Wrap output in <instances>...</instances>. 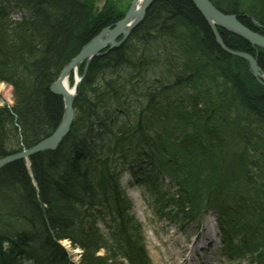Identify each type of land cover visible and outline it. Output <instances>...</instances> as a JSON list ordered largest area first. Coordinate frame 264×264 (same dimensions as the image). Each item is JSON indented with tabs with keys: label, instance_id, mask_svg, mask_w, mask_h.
<instances>
[{
	"label": "trees",
	"instance_id": "16d2710c",
	"mask_svg": "<svg viewBox=\"0 0 264 264\" xmlns=\"http://www.w3.org/2000/svg\"><path fill=\"white\" fill-rule=\"evenodd\" d=\"M33 1L38 2L43 9L41 5L44 0ZM87 1L49 0L46 4L55 12L50 15L54 16V24L48 25L45 20L46 24L40 23L35 30L29 29L28 34V29L22 28L23 25L13 24L12 29V26L3 25L0 20V58H4L1 63L9 66L12 62V70L18 72V65L24 64L27 74L25 81L10 75H0V78L13 84L14 95L20 102L16 113L20 115L19 122L23 129L40 135V140L51 134L61 111L60 99L48 92V83L78 53L85 41L94 37L100 28L121 18L120 15H115L119 12L115 7L111 12L90 17L86 8ZM261 1L243 0L239 5H231L226 10L238 15L246 10L264 27V3ZM107 7L112 8L111 5ZM241 19L248 26L251 25L248 19ZM193 26H199L203 32L204 45H201V37L189 35L187 31L180 29ZM204 26L203 20L189 0H157L146 12L144 22L134 30L136 39L130 37V42L124 47L106 49L101 57L93 59L81 81L75 102V107L80 111L76 112L72 129L76 132L78 149H74V153L70 152L66 139L57 151L45 152L36 158L35 164H31L34 171H38V175L50 178V181L38 180V185L43 190H52V196H46L41 191L42 201L51 210V215L40 213L41 206L34 200L33 193L25 195V190L30 187L24 163L16 162L0 173L4 180L10 181V186H5L7 193L14 196L22 190L24 205L26 199L32 205L30 212L27 209L17 210L14 226L4 225L0 221V227L7 228L6 231H0L3 242L11 243L14 247L17 245L15 239L18 236L23 239L19 244L23 247L15 246L14 251L7 254L0 250V264H12L17 259L14 252H22L24 257L29 254L30 257L25 260L34 264H73L67 262L64 248L59 244L63 239L68 240L72 248L81 250V257L76 264H151L144 249L140 225L136 222L120 185L121 176L127 169L112 166L105 169L107 143L97 145L96 138L90 135L99 129L115 137L117 132L112 131L106 123L109 120L108 115L101 112V108L114 102V111H120L121 108L120 113L123 116L129 115L133 109L142 105L138 101L140 99L150 104L148 108H140L139 121L129 125V128L131 130L140 127V132L133 134L135 140L143 144V153L157 156L155 164L161 168L158 173H163L168 180L167 189H173L175 195L166 196L169 190L164 189L163 180L150 168H143L148 175L142 172V175H132L134 184L145 187L155 195L161 213L167 211L171 203L177 208H186L187 215L184 216V213L183 216L189 221L194 220L203 210L216 213L222 231V254L226 261L264 264V90L258 85L253 86L241 60L233 57L230 59L218 50L210 32ZM170 29L182 31L178 53L182 52L187 57L179 63V67L186 74L185 79L189 80V76H193L192 73L199 68L204 72V69L211 70L202 78V82L197 81L194 75L198 85H191L193 89L189 95L178 93L167 97L169 92L165 91L166 87L177 88L172 78L176 76V79L178 75L173 72L166 74L154 63V59L137 58L146 56V52L151 49L149 41L157 38L166 43L172 42L174 48L179 47L174 40V34H170ZM226 42L233 50L247 49L246 43L240 39L230 37ZM31 43H38L39 50L29 55L24 49ZM199 47L203 53L193 52ZM162 50L169 51L168 48ZM262 56L259 55L258 61L264 69ZM220 68L225 71L220 72ZM117 73L122 77H116ZM145 73L155 80L144 79ZM99 76L101 80H97ZM179 78L176 81L185 82L183 77ZM221 79L222 82L229 81V86L232 87L227 97L216 93L217 89L211 87L212 80ZM138 87L140 90L134 89ZM129 93V97L135 98L133 102L126 97ZM175 95L179 98L176 99ZM210 96L214 97L211 100L213 102H207ZM153 97H162L165 103L153 104ZM218 98L220 100L216 102ZM206 104L208 106L205 111L199 108ZM236 107L246 113L242 114L244 118L251 119L255 124L252 127L254 136L241 138L244 131L238 127L248 122L241 118L230 119ZM96 109L99 111L96 112ZM212 111L216 118L211 116ZM83 122L90 123L89 129H83ZM40 131L44 132L43 136ZM147 132L153 134L149 135ZM123 141L121 139L114 145L117 152L121 150L118 144ZM233 143L239 144L244 153L236 152ZM83 145L93 146L94 149L87 151ZM135 146L132 148L138 151ZM3 154L1 150L0 155ZM51 155L54 157L51 158ZM95 163L102 167L108 178L98 180V176L93 174L101 172L98 167L88 170L87 167ZM58 166H61L60 170L57 169ZM15 181L19 182V190L12 185ZM68 197L73 202L68 203ZM87 205L92 209L83 207ZM63 209L69 210V221L61 216L65 214ZM50 249L51 253L62 254L55 256L62 260L38 262L39 257L44 260Z\"/></svg>",
	"mask_w": 264,
	"mask_h": 264
},
{
	"label": "bare ground",
	"instance_id": "6f19581e",
	"mask_svg": "<svg viewBox=\"0 0 264 264\" xmlns=\"http://www.w3.org/2000/svg\"><path fill=\"white\" fill-rule=\"evenodd\" d=\"M156 1L157 0H88L87 1L86 8L90 12V14H89L90 17H94V16L98 15L99 13H103V12L104 13L111 12V11H113V8L115 7L119 11V12H116L115 15L118 14L121 16V18L112 24H108V25H105L104 27L100 28L98 33L95 32L96 34L94 35V37L87 40V42L85 41V43H83V46L78 51V53H79L81 51V49L87 43H89L93 38L97 37L103 30H108L109 32H107L104 37H100L101 43H103L104 41H107L108 44H106L102 48H100L101 47L100 45L91 47V49L93 51L98 50L94 57H92L91 59H84V60L80 61L79 63H74L73 65H71L72 61L78 55V53H77L70 61L66 62V64L60 69L57 76L50 83H48V85H47L48 92L51 93L53 96L58 97L60 99L61 111H59L60 112L59 118H58L56 125L53 128V131L51 132V134H49L47 137H45L41 140H40V135H37V134L32 133V132H28V131L23 129V126L19 122V119H20L19 116L20 115H17V113H16L17 112L16 107L19 106L20 102L14 95L13 84L8 82L5 78H0V92H3L4 89L6 90V94L8 92H10V100H9L10 102L6 103L0 97V139L2 140V141H0V151L2 150L4 153L3 155H0V173H1V171L5 170L7 167L14 165L16 162L24 163V165L26 167V171H27V181H28V185L30 187V188L25 190V195L28 196L31 193H33V196L35 198L34 200L37 201V203L41 206L40 213L42 215H51L52 212L48 207H46V203L42 201V198H41L42 192L41 191H43L44 192L43 194H45L46 196H48V195L52 196V190L51 189H45V188H44V190L41 189L40 186L38 185L39 184L38 180L39 181L40 180L41 181H50V178L45 177L43 175H38V173H36L38 171H34L35 168L33 169L34 166H32L31 164H35L36 158H38V156H41L43 153H45V152L53 153V152L57 151L59 149V147H61V144L66 139H67L66 143H68V146H69L68 149L70 150V152L74 153V149L75 150L78 149V146L76 147V145H77V143H76V139H77L76 132L72 129L73 123L76 121V116H77V113L79 110V109L77 110V108L75 107V102H76V99L78 97V89L81 85V81H82L83 77L85 76V73H86L90 63L93 61V59L101 57L104 54L106 49L121 48L130 42V40H129L130 37H132L133 39H136L137 34L134 33V30L137 29V27H139L144 22L146 12L149 10L151 5H153ZM189 1L194 6L195 11L199 14L201 19L203 20V23L205 25L204 27L210 32V34L213 38V41L215 42L216 46L218 47V50L220 52H222L223 54L228 55L230 57V59H231V57H233V58L241 60L243 62L244 69L247 73L248 78L253 82V86L256 87V85H258L264 90V69L261 68L259 61H258L259 55L264 56V54H263L264 48L261 46H258L256 43H259L261 41H259V42L254 41V37H253L254 33H255L258 37H260L261 39H264V27L261 26L260 24H258L257 21L254 18H252L251 15H249V13L246 10H243L242 14H239V15L236 13L235 14L231 13V11L226 10L231 5L236 6V4L243 2V0H206V1H209L210 5H212L213 10L203 7L201 4H200L201 6L199 5V7L204 8V9L199 10V9H197L196 5L193 4L192 0H189ZM247 1H251V0H247ZM257 1L258 0H253V2H257ZM46 2H49V0H44V3L41 5V7L43 9H41L40 5H38V2L35 3V1H33V0H0V20L2 21L3 25L12 26L11 27L12 29L14 26L13 24H15V26H22L23 25L22 28L28 29V31H26V34H28V32H30L29 29L35 30L37 28V25H39L40 23L46 24V21H48V23H47L48 25L52 26L54 24V16H50V15L54 14L55 12H54V10H52L50 8L51 7L50 5L47 6L48 4H46ZM261 2L264 3V0H262ZM110 5L112 6V8L107 7ZM38 10H39V12H38ZM13 12H17L18 14H20L19 18H13L11 16V15H13ZM129 12L134 13V14H130ZM142 13H143V17L140 20H138L139 15H141ZM220 14H224L226 16H235V21L238 24L226 22V20H223V19H219L220 20L219 21L216 16H218ZM241 18L248 19V21L251 25L248 26L247 25L248 23L243 21ZM136 21H138L137 24H135ZM134 24H135V26H133ZM118 25L120 27H122L121 30L123 32L128 33L127 36L124 37L123 33H121L119 31L118 34H120V35H118L117 37L114 36L113 39L109 40L112 36L111 33L116 34V32L118 30L116 27ZM31 26H33V27H31ZM180 29L182 31L183 30L187 31V33L189 35H193V36L195 35V37H201L202 38L200 40L201 45L205 44V42H204L205 38H204L203 32H201V29L199 26H193L191 28H189V27L181 28L180 27ZM5 30H6V28H5ZM181 30L174 31V30L170 29V34H174V40L177 44H179L178 45L179 47L174 48L171 44L172 42L166 43V42L162 41L161 39L157 38L154 41H149V44H151V49H150V51L146 52V54L148 56L147 55L146 56L143 55L142 57L137 56V58L140 60H143V59L146 60L147 57L149 60H152V61L154 59V63L156 65H159V67L161 69H163V71L166 74L173 72V73H176L178 75V77H180V78L183 77V79L185 81L184 83H187L188 85H185L184 83H179L180 80L176 81L178 77L175 79L176 76H173V78H172L174 81L173 83H176L177 88L166 87L165 91L169 92V95L167 97H171L172 95L178 94V93L186 94V95L192 94V91H191L193 89L192 86H194L195 84L198 85L197 81L202 82L203 81L202 78H204L206 76V74L211 71V70L207 71V69H204V70H206V72H204V71H202L201 68H199L198 70H196L195 72L192 73L193 76H189V78L191 80L185 79L186 76L184 77V75H186V74L183 71V69H181L179 67V63L187 58L182 54V52L178 53V52H180L179 48H181L180 47V45H181L180 35H182ZM108 37H109V39H108ZM230 37L237 38V39L244 41L246 43L245 48H247V49H245L244 51H237V50H233L232 48H229L226 41ZM109 44L112 46H110ZM167 48L169 51L162 52L163 51L162 49L167 50ZM203 49H206V48L204 47ZM24 50H26L28 52V54L31 55L32 52L39 50L38 43H31L30 46H28ZM200 51H202L201 47L193 50V52H196V53L200 52ZM12 52L14 53V50ZM200 53H203V52H200ZM238 53H242V54L247 55L250 61L241 57L240 55H236ZM178 54H180V55H178ZM36 57H39V56H36ZM168 57H170L171 59H169ZM168 59L171 61H168ZM2 60H4V58L1 56V58H0V75L1 76L10 75L11 77L17 78V80H18V78L20 80H24L25 78H27V74L25 73L24 64L18 65V68H19V72H18L16 70H12V69H14V65L12 62L9 63V66H4L1 63ZM30 60L31 59H28V61H30ZM217 61H218V57H217ZM177 63H178V65H177ZM203 63L204 62H202V64ZM70 65L72 66V68H70ZM202 66L204 67L205 65H202ZM219 71L224 72L225 70L223 68H220ZM194 75H195V79L197 81L194 79ZM115 76L118 77L119 76L118 73ZM149 76L150 75L145 73L143 75V78L148 80V81H151L154 79L152 77L150 78ZM119 77L121 78L122 75L120 74ZM99 79H100V76H99V78H97V80H99ZM30 80H31V78H30ZM57 80H59V85H57V83H58ZM24 81H23V83H24ZM138 81H140V80H138ZM32 83H34V80L32 81ZM193 83H195V84H193ZM211 84H212L211 87L213 89H215V90L217 89L216 93H220L222 95H225L226 97L228 96L227 94H229V92L232 89V87L229 86V81H227V80L224 82H222V79L218 80V81L212 80ZM5 87H7V88H5ZM33 87H34V85H33ZM134 89L140 90L139 87L134 88ZM64 91L66 93H64ZM135 93H139V91H135ZM237 94H238V92H237ZM130 95H131V93H129V95L126 97L128 100H130V102H133V100L135 98L129 97ZM175 96H177V95H175ZM226 97H224L223 99L226 100ZM177 98H179V97L177 96L176 99ZM212 98H214V97L210 96L209 97L210 101L207 100V102H213V101H211V100H213ZM127 99H126V101H127ZM216 100H217L216 102H219L220 99L218 98ZM138 101L140 102V105L141 104L142 105L139 108L137 107V109H133L131 114L124 115V116H123V114L120 113L121 108L119 109L120 111H114L113 110V108L115 107L114 102H111V103L107 104L104 108L103 107L101 108V112L108 115L109 120L106 121V123H108V125H109V127H111L112 131L117 132V133H115V137H114V135H111L107 132L105 133L103 130L100 131L99 129L95 130L90 135L93 136V138H96L95 143L97 145H99L98 143H103V144H105L104 142L107 143L105 146L106 147V153L104 155V156H107L106 157V165L104 166L105 169H107V167H111V166L114 168L125 167L127 169L126 171H128L131 175H142L141 172L148 175L147 171L143 168H150V169L154 170V172L157 174V176L160 180H165L166 177L163 175V173L162 172H161L162 174L158 173L161 170V168L159 165L155 164L156 163L155 159H157V156L154 157L153 153L152 154L149 153L148 155L146 153H143L142 152L143 144L138 142L139 143V145H138L137 141L135 140V136L133 134L140 132V127H135L131 130L129 128V125H132V123L135 124L137 121H139V118L141 117L140 116L141 112L139 111L140 108L141 107L148 108V106L150 104V102H148V104H147L146 101H143L141 99ZM152 102H153V104L163 105L165 103V99H163L162 97H160V98L153 97ZM201 102L206 103V101H201ZM198 105L202 106V103H199ZM152 106L156 107L154 105H152ZM207 106H208V104H206L205 106L203 105V107H199V106L198 107L205 111L207 109ZM121 107L123 108L122 105H121ZM134 108H135V106H134ZM219 108H221V107H219ZM234 110L237 112H240V114H238L234 111V114L232 113L230 115V119L241 118V119L246 120L248 122V123L238 127V129L244 131L241 138L244 139L246 137L254 136L253 135L254 129L252 127L255 124L251 121V119H246L243 117L242 114H246V113H242V111L239 110V107H236ZM97 111H99V110L96 109V112ZM141 111H144V110H141ZM249 112H251V110H249ZM197 114H200V113H197ZM250 114H253V112ZM216 115H218V114H216ZM211 116L213 118H216L214 111L211 112ZM117 119L120 121H118ZM262 119L264 121V117H262ZM2 121H4V122H2ZM97 122L98 121H96V123ZM81 125L84 126L83 129H89L90 123L89 122L88 123L83 122V123H81ZM92 126H93L92 128H94V125H92ZM156 129H158V128H156ZM59 132H65V134H64V137L61 139L60 142L55 141V143H56L55 149L46 150L44 144H42L40 146L41 142H43L45 139H48L49 137L53 136L54 133H59ZM39 133L43 136L44 132L40 131ZM147 133L149 135L153 134V132H147ZM156 133H159V132L157 131ZM105 134H108L109 136H106ZM144 134H146L145 130H144ZM101 138H102V141H99ZM121 139H124V141L122 144L121 143L118 144L121 147V150H119V148H118L119 151L117 152L116 149H114L115 148L114 145L117 144ZM263 139H264V137H263ZM30 142H36V143L35 144L33 143L31 145ZM136 143H137V145L135 146ZM233 144H234L233 148L236 152H238L240 154L244 153V151H241L242 147L239 144H236V143H233ZM39 146L41 149L44 148V150H41L39 148ZM83 146L85 147V150H87V151H91L94 149L93 146H90V145H87V146L83 145ZM133 146L138 147L137 150L139 152L136 151L134 148H132ZM150 156H152L153 158ZM48 157H50V156H48ZM53 157L54 156L51 155V158H53ZM93 167H98V170L101 171L98 173L93 172V174L98 176V180L99 179L104 180V179L108 178V176L104 173V170L102 169V167H100V165L98 163H95V164H93L87 168L89 171H91V170H94ZM57 169L60 170L61 166H58ZM137 173H140V174H137ZM6 180H9V179H6ZM6 180H4L2 177V174H0V184H2V186H0V215H1L0 221L2 220L4 222V225L14 226V224H15L14 218L16 216L15 213L17 212V210L20 209L19 211H21V210L25 211V209H27L30 212L32 205L28 199L25 200L26 205H24L23 198H25V197L22 196L23 191L19 190L20 189L19 182L15 181L12 184L16 189L19 190L18 194H15L14 196H10V194L7 193L8 191H6V187H5L6 185L10 186V181L8 182ZM120 185L123 188L122 182H120ZM26 186H27V184L25 185V188H26ZM25 188H23V189H25ZM38 199H39V201H38ZM67 200H68L67 201L68 203L73 202V199H71L69 197L67 198ZM17 201H18V203H16ZM83 207L85 209H92V207L88 206V205L83 206ZM63 213H65V214H61V216L64 217L65 221H69L70 220L69 210L65 209L63 211ZM1 224H2V222H0V225ZM99 228H101V224H99ZM6 230H7L6 227H2V226L0 227V231H6ZM205 235H207V234H204V236ZM15 240H17V245L15 244L14 247L15 246L23 247L22 245H19L21 242H23V239L21 236H18ZM25 240L27 241V239H25ZM62 242H68L69 246L71 245V243L65 239H63L62 241L59 242V244L64 248V251L66 253V254L65 253L64 254L66 256L67 262L76 264L77 261L72 260L69 251L65 248V246L62 244ZM210 244H211L210 241L206 240L205 245H207V246H205V247L206 248L209 247ZM0 245H1L0 250L3 252V254H7L9 251L10 252L14 251V247L12 246L11 243H5V242H3V240L0 239ZM51 251H52V249L47 251L44 260H42V258L39 257L38 262L51 260V259H54L57 261L62 260L60 258L58 260L55 257V256H61L62 254L57 255V254L51 253ZM14 254H16L17 259H15V261H13L12 264H34V263H32V261H26L25 260V259H28L30 257L29 254H26V257H24L22 252L21 253H15L14 252ZM42 255H44V254H42ZM126 262H127V260L123 261V263H126Z\"/></svg>",
	"mask_w": 264,
	"mask_h": 264
},
{
	"label": "rangeland",
	"instance_id": "374dc122",
	"mask_svg": "<svg viewBox=\"0 0 264 264\" xmlns=\"http://www.w3.org/2000/svg\"><path fill=\"white\" fill-rule=\"evenodd\" d=\"M11 16L19 18L20 14L13 12ZM0 97L6 103L10 102V92L6 94L5 89L3 92H0ZM130 182L129 175H124L122 185L125 188L134 218L139 223L142 235L145 237L146 254L151 264H227L223 257L218 255L220 254L218 238L215 239V242L214 240L212 243L210 242L211 244L206 250L199 251L197 248V245L198 247L200 245V241H205L201 242L202 245H200L205 248L204 244L208 237H214L213 233L218 230L214 223L216 219L215 215L201 213L194 221L190 222L184 217L187 215L186 208H177L171 203L168 210H164V214L159 216L158 214L160 213L153 208L152 204V201L156 199L154 197L149 199L144 187H132L130 186ZM163 184L162 186L166 190L168 180H163ZM162 186L160 187L162 188ZM167 190L169 192L166 193V196L175 195L173 189ZM204 234L207 235L204 236ZM62 244L69 251L73 261L80 259V249L72 248L68 242H62ZM237 264L248 263L242 261Z\"/></svg>",
	"mask_w": 264,
	"mask_h": 264
},
{
	"label": "water",
	"instance_id": "95a60500",
	"mask_svg": "<svg viewBox=\"0 0 264 264\" xmlns=\"http://www.w3.org/2000/svg\"><path fill=\"white\" fill-rule=\"evenodd\" d=\"M192 2H193V4L194 5H196V7H197V9H199V10H201V9H204V8H201V7H199V5L201 4L203 7H205V8H208V9H211V10H213V7H212V5H210V3H209V1H206V0H192ZM200 5V6H201ZM130 14H134V13H131V12H129ZM128 13V14H129ZM127 14V15H128ZM143 17V13L141 14V15H139V19L138 20H140L141 18ZM217 18H218V20L219 19H223V20H226V22H231V23H234V24H238L236 21H235V16H226V15H224V14H220V15H218V16H216ZM220 21V20H219ZM138 23V21H136L135 22V24H137ZM135 24L133 25V26H135ZM118 30H117V32H116V34L115 33H111V38L109 39V37H108V39L109 40H111V39H113L114 38V36H118V35H120V34H118L119 33V31L121 32V33H123V35H124V37H126L127 36V34L128 33H125V32H123L121 29H122V27H120L119 25L116 27ZM107 32H109L108 30H103L97 37H95V38H93L89 43H87L82 49H81V51L78 53V55L76 56V58L72 61V64L71 65H73L74 63H79L80 61H82V60H84V59H91L92 57H94L95 55H96V53H97V51L98 50H92L91 49V47L92 46H97V45H100L101 47L100 48H102L103 46H105L106 44H108L107 43V41H102L103 43H101V41H100V37H104L105 36V34L107 33ZM113 32V31H112ZM115 34V35H114ZM254 41H261V42H259V43H256L258 46H261V47H263L264 48V39H261L260 37H258L255 33H254ZM106 39V38H105ZM111 44V43H110ZM109 44V45H110ZM110 46H112V45H110ZM236 55H240L241 57H243V58H245V59H247L248 61H250L249 60V58H248V56L247 55H245V54H242V53H238V54H236ZM251 63V62H250ZM70 65V68H72V66ZM62 78V77H61ZM60 78V79H61ZM58 82V83H57ZM57 85H59V80H57ZM64 93H66L65 91H64ZM59 94V93H58ZM63 127V126H62ZM61 127V128H62ZM60 128V129H61ZM59 129V130H60ZM58 130V131H59ZM64 134H65V132H59V133H54V135L53 136H51V137H49L48 139H45L43 142H41V144H40V146L42 145V144H44L45 145V149L46 150H50V149H55V141H58V142H60L61 141V139L64 137ZM53 143V144H52ZM40 146H39V148H40ZM41 149V148H40ZM41 150H44V148L43 149H41Z\"/></svg>",
	"mask_w": 264,
	"mask_h": 264
}]
</instances>
